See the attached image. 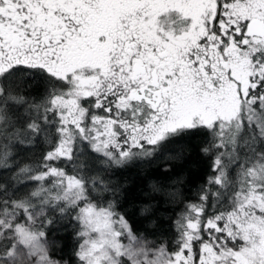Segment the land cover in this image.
Instances as JSON below:
<instances>
[{
    "label": "snow or ice",
    "instance_id": "snow-or-ice-1",
    "mask_svg": "<svg viewBox=\"0 0 264 264\" xmlns=\"http://www.w3.org/2000/svg\"><path fill=\"white\" fill-rule=\"evenodd\" d=\"M0 264H264V0H0Z\"/></svg>",
    "mask_w": 264,
    "mask_h": 264
},
{
    "label": "trees",
    "instance_id": "trees-1",
    "mask_svg": "<svg viewBox=\"0 0 264 264\" xmlns=\"http://www.w3.org/2000/svg\"><path fill=\"white\" fill-rule=\"evenodd\" d=\"M205 167L206 163L195 153L191 155L182 165H175L176 171H185L190 177H195L197 173L202 174ZM129 172L131 173V175L128 176L127 179L130 182L131 189L135 191L141 181L136 178V169H130ZM134 211V208L130 209V214Z\"/></svg>",
    "mask_w": 264,
    "mask_h": 264
}]
</instances>
